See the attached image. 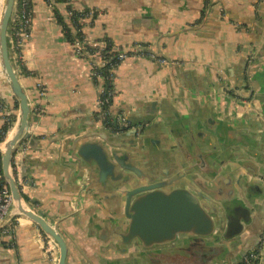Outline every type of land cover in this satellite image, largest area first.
<instances>
[{"label": "crops", "instance_id": "obj_1", "mask_svg": "<svg viewBox=\"0 0 264 264\" xmlns=\"http://www.w3.org/2000/svg\"><path fill=\"white\" fill-rule=\"evenodd\" d=\"M68 7L95 8L81 20L88 39L107 37L121 47L140 42L145 52H161L172 61L160 64L143 54L118 64L111 110L141 127L142 139L128 146L132 136L121 134L119 146L99 143L139 168L134 173L123 169L122 175L133 173L141 182L151 177L189 187L194 185L189 177L195 176L208 185L214 182L226 215L218 239L187 235L124 250L115 237L105 238L103 225L120 216L114 194L121 181L107 174L103 182L98 162L72 160L59 144L66 131L74 136L90 130L92 119L105 128L94 115L90 64L74 53L57 21L56 11L65 19ZM30 10V34L20 62L14 53L13 62L31 105L36 81L45 85L46 94L40 99L42 113L30 112V146L16 182L23 185L26 205L65 238L66 264H237L252 249L258 251L255 264H264V0H55L53 5L32 0ZM241 77L247 97L239 104L224 84L241 83ZM0 104L3 147L14 132L19 107L1 63ZM109 153L117 174L120 163ZM79 174L88 176L89 185L82 208L73 211ZM13 211L18 224L14 239L0 242V264H58L57 243Z\"/></svg>", "mask_w": 264, "mask_h": 264}, {"label": "water", "instance_id": "obj_2", "mask_svg": "<svg viewBox=\"0 0 264 264\" xmlns=\"http://www.w3.org/2000/svg\"><path fill=\"white\" fill-rule=\"evenodd\" d=\"M16 5L17 0H3L0 14V63L11 91L17 97L19 107L14 132L5 140L3 147H0L1 170L13 197L11 210L13 214V210L16 209L38 224L41 230L57 243L59 248L58 264H66L67 243L65 238L41 214L26 205L11 171L14 150L20 140L28 136L29 116L32 110L28 94L18 78L13 62L10 32ZM146 49L150 50V48ZM159 54L162 55L161 52ZM171 64L172 62H169L168 65ZM245 86L246 79L241 77V83L236 81L233 86L224 84V90L229 92L233 89L235 101L242 104L244 98L247 97L242 92ZM95 118L98 119L96 116ZM88 124L91 128L84 134L73 136L74 132L72 131L64 132L63 137L59 139V144L64 147V153L67 151L70 153L72 160L80 162L82 159L90 162L91 159H94L98 162L99 176L104 177L103 182L107 174H110L112 180L121 181L115 187L120 189L116 190L114 194L120 216L115 221L108 219L103 225L107 233L105 238L115 237L116 244L126 245L124 250L130 244L139 248H150L157 244L175 241L177 238L187 235L219 238L221 228L225 226L226 215L217 202L218 196L215 193L216 185L214 182L210 185L205 184L204 180L197 176L189 177L194 184L189 187L183 184L170 185L171 180H154L151 177L141 182L132 176L134 172H138L139 168L131 162L124 163L118 154H114L113 149L109 153L99 143V140H103L106 145L119 146L120 143L116 140L121 134H125L132 136V141L128 144L130 146V144L135 143L136 138L142 139L141 127L132 126L124 133H116L107 128L96 126L94 119ZM87 137L94 138L83 140ZM35 139L36 136L33 135L31 143ZM108 153L109 156L114 154V159L120 163L121 170L117 174L113 171L115 164L108 158ZM123 169L133 171L132 175L130 172L122 175ZM78 176L76 178V190L72 196L71 209L73 211H79L82 208L86 196L85 191L89 185L86 174H79ZM124 185L125 188H121ZM227 220V227H230L232 223L230 219L227 218ZM113 243L111 242V244Z\"/></svg>", "mask_w": 264, "mask_h": 264}, {"label": "built area", "instance_id": "obj_3", "mask_svg": "<svg viewBox=\"0 0 264 264\" xmlns=\"http://www.w3.org/2000/svg\"><path fill=\"white\" fill-rule=\"evenodd\" d=\"M31 1L17 0L15 12L12 17L11 24V47L16 60H21L22 46L29 37L31 26ZM49 5H53L55 0H46ZM209 2V0H207ZM3 0H0V14L2 11ZM96 12L95 8H67V18L64 20L71 27L72 31H76L74 23H79V30L82 28V19L91 17ZM75 20V21H74ZM73 44L74 53L78 56L85 57L90 64V77L96 86L95 95V112L94 115L102 121L105 128L112 132H122L132 127L122 111L113 112L111 110L112 103L116 94L114 79L116 67L120 62L131 56H140L147 54L149 57L156 59L160 64L172 62L163 55L149 51H144V46L140 42H132L127 47H121L106 38L88 39L81 30V36L75 37L70 41ZM108 49H105L107 46ZM104 67V71L99 68ZM106 83L111 84L107 86ZM36 101L32 105L33 112L42 113L44 110L40 103V99L46 94V87L41 81L35 83ZM0 104V108H1ZM4 118L6 124H10V112L5 111ZM29 136V135H28ZM28 137L25 136L16 146L12 160L11 171L15 178L18 177L20 164L22 159L29 151ZM1 155V150H0ZM23 187H19L20 189ZM13 197L6 181L0 183V242L4 237H8L10 241L14 239L17 219L13 216L12 210ZM258 258V251L255 249L246 253L241 261L237 264H255Z\"/></svg>", "mask_w": 264, "mask_h": 264}, {"label": "trees", "instance_id": "obj_4", "mask_svg": "<svg viewBox=\"0 0 264 264\" xmlns=\"http://www.w3.org/2000/svg\"><path fill=\"white\" fill-rule=\"evenodd\" d=\"M56 17H57V21L62 26V30L64 32V36L66 37V39L68 41H72V40H74L75 37H77V36L80 37L81 36V30H79V27H80L79 23H74V26L76 28V31L74 32V31L71 30V27L64 20V17L60 13H58L57 11H56ZM106 39L109 40V38H107V37H106ZM108 47H110V46L108 45L105 49H108ZM104 69H105L104 67L99 68V70H101V71H104ZM104 72H106V71H104ZM106 84H107V86L111 85L109 83H106ZM4 181H5V179H4V176L2 174L1 162H0V183L4 182Z\"/></svg>", "mask_w": 264, "mask_h": 264}, {"label": "bare ground", "instance_id": "obj_5", "mask_svg": "<svg viewBox=\"0 0 264 264\" xmlns=\"http://www.w3.org/2000/svg\"><path fill=\"white\" fill-rule=\"evenodd\" d=\"M11 134V133H10ZM10 137V136H9Z\"/></svg>", "mask_w": 264, "mask_h": 264}]
</instances>
